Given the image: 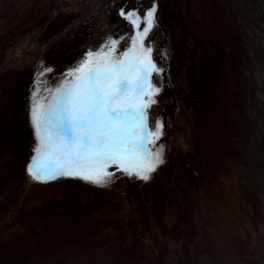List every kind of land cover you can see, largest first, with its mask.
<instances>
[{
  "label": "rangeland",
  "instance_id": "obj_1",
  "mask_svg": "<svg viewBox=\"0 0 264 264\" xmlns=\"http://www.w3.org/2000/svg\"><path fill=\"white\" fill-rule=\"evenodd\" d=\"M152 8L143 47L151 49L148 81L158 91L145 111L147 127H164L146 147L162 152L163 163L147 181L116 165L106 186L32 179L26 168L38 146L31 123L38 70L47 66L46 79L59 80L113 40V58L122 57L146 25L136 28L121 12L142 17ZM226 19L247 49L241 74L216 55L213 31ZM208 86L217 107L207 101ZM14 91V120L0 130V255L13 254L16 264H264V164L242 162L253 141L263 143L264 155V0H0V104ZM245 186L255 198L239 218L241 244L235 215ZM90 206L95 216L83 218ZM135 225L143 231L135 234Z\"/></svg>",
  "mask_w": 264,
  "mask_h": 264
},
{
  "label": "snow or ice",
  "instance_id": "obj_2",
  "mask_svg": "<svg viewBox=\"0 0 264 264\" xmlns=\"http://www.w3.org/2000/svg\"><path fill=\"white\" fill-rule=\"evenodd\" d=\"M121 15L136 28L146 25L122 57L113 58L118 46L113 40L107 51L89 52L83 63L59 80L46 79L52 72L47 66L34 77L31 123L38 146L26 168L32 179L43 183L70 177L106 186L115 175L107 169L116 165L127 176L147 181L163 163L162 152L146 147V142L160 138L164 127L158 122L149 133L145 111L156 102L153 96L158 91L148 81L149 70H155L151 49L143 47L156 10L149 9L142 17L135 10ZM141 52L145 57L138 62ZM42 94L46 103L40 102ZM150 135L155 140L149 141Z\"/></svg>",
  "mask_w": 264,
  "mask_h": 264
},
{
  "label": "trees",
  "instance_id": "obj_3",
  "mask_svg": "<svg viewBox=\"0 0 264 264\" xmlns=\"http://www.w3.org/2000/svg\"><path fill=\"white\" fill-rule=\"evenodd\" d=\"M204 15H209L210 17L214 18L213 16H211V14L209 13H204ZM203 16V15H202ZM215 19V18H214ZM215 23L217 22L216 20H214ZM230 21H226L223 22V23H216V29L213 31V34H218V37H219V42L217 41V51H216V55L218 56L219 59H221V61L223 60L224 63H227L228 61H232L234 63V65L237 67V69H239L238 73H243L244 70L242 69V64L244 63V61L246 60V57L248 55L247 53V49L244 45V42L242 41V39L240 40V43H238V37H237V34H236V30L234 28V31L230 29ZM241 27V32H243V27ZM241 32H240V36H241ZM215 39H213L214 41ZM230 43H233L235 47L238 48V50L236 51H232L230 50L229 48V45ZM235 69V68H234ZM235 69V70H237ZM211 73H213L211 75V78H212V81H213V77L214 75L216 76V73L217 71L216 70H213L211 69ZM32 86V85H31ZM25 87L26 86H23L21 87V93L23 90H25ZM30 87V85H29ZM209 87H207L206 89V92H205V96H208L207 98V101L209 102V104H212V103H216L215 104V107L218 106V104L220 102L217 101L216 97H218V94H217V91H209ZM8 88H13L12 86L11 87H8ZM32 89H33V86H32ZM14 92H10L8 94H5L3 97H2V100L3 102L0 104V130L1 128H5V126H8L11 122V120H14V118H11L12 115H10V109L13 108L15 106V100H16V97L13 99V96H14ZM27 93H25L26 95ZM31 94V93H30ZM24 93H22V96L23 97ZM28 95V94H27ZM212 96H214L215 100L212 99ZM20 97V100H22L23 98ZM6 113L8 116H6ZM213 116V119L216 118L218 119L217 117H215V115H212ZM254 118V117H253ZM240 120V119H239ZM252 121H254L252 119ZM240 123V125H242V122L240 121H237ZM257 122V121H256ZM259 129V126H256V129L255 130H258ZM252 130V135H253V131L255 132L254 129H251ZM5 137L2 138L1 137V134H0V150H4L5 151V147H6V143H5ZM258 144L251 142L249 144V146L253 149L252 152H249V149H247L245 152H244V156L242 158V162L244 164L248 163L249 161L251 162H259V163H263L264 164V155L261 153L262 151L258 148H262L263 147V143L258 140L257 141ZM249 165V164H248ZM250 170L253 171V166H250ZM218 174H214L212 177L213 178H219L217 177ZM246 187V191L244 192L243 189H241V192L238 196L239 198V201H238V213H236L235 215V223H236V227H235V230H236V240L237 243H243V239L245 237V233H246V230L244 229L243 225L241 224V220L239 219L241 216L243 215H246L248 214V212L250 211L249 210V206H250V203H248L247 201L248 200H252L254 197V194H253V190L250 189L249 187L245 186ZM95 206V205H93ZM93 206H90L89 210L85 211L81 216H83V218L85 216H91V215H94V210L96 207H98V204L95 206L94 209H92ZM121 210H125V209H121L118 208V211H121ZM95 216V215H94ZM142 229V226L139 225V226H136L135 225V228H134V233L135 234H139L141 233L143 230ZM27 255V253H25ZM15 257H17L15 255ZM0 264H16L14 262V255L11 254V255H0ZM20 264H21V261H20ZM159 264H169L167 261H162L161 263ZM178 264V263H177Z\"/></svg>",
  "mask_w": 264,
  "mask_h": 264
},
{
  "label": "bare ground",
  "instance_id": "obj_4",
  "mask_svg": "<svg viewBox=\"0 0 264 264\" xmlns=\"http://www.w3.org/2000/svg\"><path fill=\"white\" fill-rule=\"evenodd\" d=\"M68 1H69V0H68ZM81 2H82V1H81ZM67 3H68V2H67ZM69 3H71V2H69ZM74 3H75V2H74ZM82 6H83V5H82ZM72 20H73V19H72ZM72 20H71V22H72ZM78 22H79V21H78ZM74 25H75V24H74ZM75 26H76V25H75ZM66 28H67V27H66ZM73 28H74V27H73ZM68 29H69V28H68ZM77 30H78V28H77ZM62 31H63V30H62ZM62 31H61V32H62ZM64 31H65V29H64ZM64 31H63V34L66 33V32H64ZM61 32H60V33H61ZM67 32H68V31H67ZM71 33H72V32H71ZM58 35H60V34H57L56 37H57ZM64 36H66V35H64ZM59 38H60V37H59ZM54 40H55V38H54ZM60 40H61V39H60ZM130 41L133 42V40H130ZM59 43H60V42H59ZM129 45H130V44H129ZM129 45L127 44V46H126L127 52H128V50L131 48V46H129ZM133 46H134V45H133ZM46 47H47V45H46ZM135 47L139 48V47H140V44H136ZM34 48H36L35 45H32L30 50L34 51V50H33ZM36 53H37V52H36ZM31 57H32V56H31ZM140 61H143V60L140 59V56H139V57H138V62H140ZM152 119H155L154 116L151 118V120H152ZM147 120H148V117H147ZM147 128H148L149 133H152V132L155 131V128H156V127L153 125V127H151L152 129H151L149 126H148ZM149 137H150V136H149Z\"/></svg>",
  "mask_w": 264,
  "mask_h": 264
}]
</instances>
